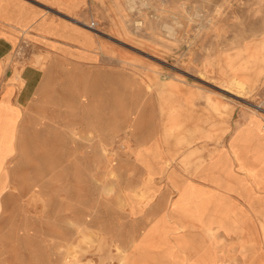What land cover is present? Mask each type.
Here are the masks:
<instances>
[{"label": "rangeland", "instance_id": "rangeland-1", "mask_svg": "<svg viewBox=\"0 0 264 264\" xmlns=\"http://www.w3.org/2000/svg\"><path fill=\"white\" fill-rule=\"evenodd\" d=\"M0 24L41 73L14 145L0 112V264H264V0H0Z\"/></svg>", "mask_w": 264, "mask_h": 264}, {"label": "crops", "instance_id": "crops-1", "mask_svg": "<svg viewBox=\"0 0 264 264\" xmlns=\"http://www.w3.org/2000/svg\"><path fill=\"white\" fill-rule=\"evenodd\" d=\"M12 32L13 29L9 25L0 24V112H7L13 118L16 114L18 115L13 124L12 144L14 145L22 110L30 102L40 81L41 73L29 66L21 69L13 67V58L10 56L14 39ZM224 223L242 224L241 218L227 220Z\"/></svg>", "mask_w": 264, "mask_h": 264}]
</instances>
